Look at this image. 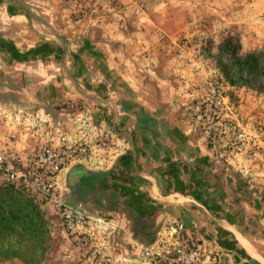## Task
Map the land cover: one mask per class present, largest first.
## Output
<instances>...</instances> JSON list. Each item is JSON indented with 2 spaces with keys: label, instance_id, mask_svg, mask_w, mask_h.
Returning a JSON list of instances; mask_svg holds the SVG:
<instances>
[{
  "label": "crops",
  "instance_id": "obj_1",
  "mask_svg": "<svg viewBox=\"0 0 264 264\" xmlns=\"http://www.w3.org/2000/svg\"><path fill=\"white\" fill-rule=\"evenodd\" d=\"M143 18L130 25L131 32H121L119 54L107 42L115 38L112 23L63 37L43 24L36 31L28 17L12 10L15 30L0 33V45L12 48L14 67L0 74V149L28 154L39 140L80 139L84 111L57 105L85 101L94 123L113 128L116 150L106 162H77L102 174L98 189L82 200L66 185L71 166L56 176L61 200L89 214L87 234L114 257L151 244L133 235L121 205L158 224L153 244L162 249L172 243L170 226L182 222L187 235L199 240L203 257L220 251L224 263L264 264V199H234L237 177L249 169L239 167L237 156L210 146L187 119L173 58L141 53L155 40L149 31L174 28ZM23 123L30 126L19 128ZM105 198L112 202L106 217L100 214Z\"/></svg>",
  "mask_w": 264,
  "mask_h": 264
},
{
  "label": "rangeland",
  "instance_id": "obj_2",
  "mask_svg": "<svg viewBox=\"0 0 264 264\" xmlns=\"http://www.w3.org/2000/svg\"><path fill=\"white\" fill-rule=\"evenodd\" d=\"M12 10L28 17L36 31L43 24L50 26L51 32H59L63 37H69L72 31L91 30L100 25L107 28L112 23L114 29L111 31L115 38L107 39V42L111 44L113 41L115 51L119 54L122 51L121 32H131L130 25L143 23V17L152 18L151 20L161 25H172V31H165L163 28L149 31L148 35L155 40L149 48L143 46L141 53L154 51L173 58L176 78L184 85L187 119L196 125L197 131L210 146L221 149L227 157L237 156L239 167L243 170L249 169V172L237 177L240 185L233 190L234 199H264V0H0V33H12L15 30L17 24L9 22ZM11 52L12 48L1 42L0 74L14 68L9 61L10 54L13 53ZM249 54L256 57V63H243L242 59ZM214 92L223 96L224 107L220 117L210 124L211 129H214L211 132L215 139L210 142L199 123L190 117V109L205 100L208 101ZM57 107H77L84 111L86 116L79 123L81 138L64 140L59 144L39 140L35 147L40 143L58 147L84 142L91 146L88 156L71 161L61 170L80 161L99 164V161L106 162L115 156L113 128L94 123L89 105L85 101L65 100ZM20 125L22 126L19 128L30 126L24 123ZM104 129L112 130L108 149L99 145ZM21 131L24 134L29 130ZM0 133L3 134V131ZM10 138V141L16 140L11 136ZM34 149L28 154L14 151L25 158ZM56 185L57 199H35L44 213L48 231L42 248H38L45 249L43 256L36 255V260L31 263H26L21 258H13L0 260V264H89L86 257L95 250L91 249L93 245H98L101 253L109 257L112 264H153V257L146 253V248L150 246H154L155 251L160 253L172 251V243L165 249L160 248L159 244H153L157 239L155 229L158 224L144 220L147 225L146 232L155 235L154 241L140 249H127L128 252L114 257L93 235L87 234L85 228L91 222L89 214L61 200L57 181ZM229 196L232 197V194ZM109 199L113 201L115 198L109 194ZM111 201L105 198L100 202L102 216L109 215L107 209ZM64 204L83 213L87 222L77 223L73 229H68L63 223L61 213ZM117 207L132 219L133 225L136 223L133 211L121 205ZM177 223L170 226L172 230L169 236L172 242V231ZM133 235H136L134 231ZM82 236L91 240L89 247L85 248L78 242V238ZM136 238L145 241L142 235H137ZM228 263L240 264L233 261Z\"/></svg>",
  "mask_w": 264,
  "mask_h": 264
},
{
  "label": "built area",
  "instance_id": "obj_3",
  "mask_svg": "<svg viewBox=\"0 0 264 264\" xmlns=\"http://www.w3.org/2000/svg\"><path fill=\"white\" fill-rule=\"evenodd\" d=\"M224 107V98L219 92L190 109V117L199 123L210 142H214L210 124L220 117ZM1 125V121H0ZM89 128V127H88ZM112 130L104 129L101 132L99 145L103 149L110 147ZM91 141V140H90ZM91 146L84 143H71L61 146H52L47 143L38 144L34 151L22 158L16 151H2L0 149V183H12L25 194L40 200L58 198L55 181L56 174L73 160L88 156ZM63 223L68 229H73L77 223L85 224L87 217L64 204L62 208ZM172 251L160 253L154 246L147 247L146 253L153 257V264H236L224 263L220 252H211L206 259L199 241L192 235H187L184 224L178 222L173 231ZM78 242L85 248L92 243L85 236L78 238ZM86 257L89 264H112L109 257L101 253L98 245Z\"/></svg>",
  "mask_w": 264,
  "mask_h": 264
},
{
  "label": "trees",
  "instance_id": "obj_4",
  "mask_svg": "<svg viewBox=\"0 0 264 264\" xmlns=\"http://www.w3.org/2000/svg\"><path fill=\"white\" fill-rule=\"evenodd\" d=\"M242 60L246 64L257 62L252 54ZM101 176V172L74 164L66 174V185L77 199L82 200L98 189ZM135 220L134 232L148 243L153 242L155 235L146 232L145 221L137 215ZM47 232L44 213L35 198L12 183H0V260L21 258L31 263L36 260V255L42 257L45 249L38 248H42Z\"/></svg>",
  "mask_w": 264,
  "mask_h": 264
}]
</instances>
